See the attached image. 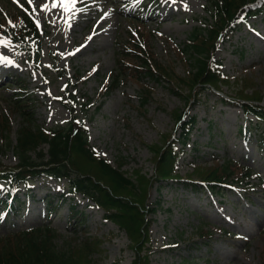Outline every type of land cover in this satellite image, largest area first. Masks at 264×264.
<instances>
[{"label":"rangeland","instance_id":"374dc122","mask_svg":"<svg viewBox=\"0 0 264 264\" xmlns=\"http://www.w3.org/2000/svg\"><path fill=\"white\" fill-rule=\"evenodd\" d=\"M146 1L75 0L61 6L57 0V7H52L53 0H32L31 4L28 0H0V58H4L0 62V112L8 116L11 126L7 136L0 133V161L17 163L11 144L16 143L17 128L24 124L10 107L16 84L8 74L22 79L31 99L33 123L44 129L69 120L61 100L75 95L76 114L85 122L89 144L111 165L122 162L126 175H133L136 169L154 175V156L148 145L161 144L164 134L179 136L181 121L194 118L188 137L173 143L179 153L173 171L177 178L199 181L191 163L209 167L215 165L214 160L231 159L245 164L255 175L262 174V183L256 178H250L246 186L229 181L236 188L220 195L201 185L191 189L181 181H154L146 201L151 209L147 213L148 240L140 255L147 256L146 264H264V143L255 137V129L249 133L255 117L246 116L238 105L227 101L238 96L246 76L253 88L248 85L244 92L257 90L264 102V7L223 31L212 60L218 62L228 81L220 82L218 90L204 85L188 93L184 84L177 90L166 78L142 74L139 82L150 93L140 107L142 87L129 76L104 94L107 77L117 70L119 44L137 33L152 59L178 80L192 65L189 53L183 51L189 32L211 22L206 0H152L142 19L128 15ZM42 5L48 9L41 10ZM24 11L39 33L41 69L12 38L14 14ZM177 114L183 118L178 120ZM68 187L65 178L45 176L20 186L13 210L0 205V235L50 223L60 245L99 240L81 264H131L135 255L125 231L104 219L103 210L80 193L65 198ZM5 189L0 181V194ZM52 198L57 205L48 212L46 201Z\"/></svg>","mask_w":264,"mask_h":264},{"label":"trees","instance_id":"16d2710c","mask_svg":"<svg viewBox=\"0 0 264 264\" xmlns=\"http://www.w3.org/2000/svg\"><path fill=\"white\" fill-rule=\"evenodd\" d=\"M151 2L152 0H147L146 4L141 6L145 8ZM263 2L264 0H206L205 6L210 12L211 22L206 27L195 26L189 32L183 51L189 53L192 65L186 75L178 80L174 79L172 71L152 59V54L142 43L141 37L132 32L131 38L126 39L124 44H119V49L116 50V68L119 72L114 70V73L107 77L104 94L109 93L124 77L129 76L142 87L138 98L139 106H143L150 91L139 82L142 74L153 79L166 78L177 90L181 89L180 84H184L189 89L188 93L198 86L204 88V85L218 90L220 82L228 81L219 71L218 62L212 60V53L217 48L223 31L235 28L243 18L257 13ZM142 7H138L137 12ZM23 13L14 14L12 22L15 29L12 38L18 43L19 49L33 58L35 67L41 69L37 58L40 49L39 33L31 15L25 11ZM10 77L16 84V89L10 95V107L21 115L24 124L17 128L16 143L11 144L18 159L17 163L4 165L0 161V181L8 188L0 201L6 203L7 208L14 209L12 203L16 197L15 188L31 177L44 175L65 178L70 192H79L91 199L103 210L106 220L112 221L119 229L125 231L135 255L131 264H146L147 256L140 253L148 240L147 213L151 209L147 207L146 201L150 187L154 181L161 183L164 180L181 181L191 189H195L198 184L197 180L189 178L183 181L177 178V173L173 174L174 163L179 155L174 151L173 143L175 140L183 142L188 137L194 118L181 121L179 136L164 134L161 144L148 145L154 156V175L147 176L140 169L134 170L133 175H126L121 170L122 162H118L117 166L111 165L89 144L84 122L76 114L77 100L74 95L69 100L62 101L70 113L69 121L64 125L44 129L33 123L31 99L27 97L22 79L15 74H10ZM250 82L249 77L243 76L238 96L229 97L227 101L238 105L245 115L252 114L256 118L255 122H251L252 127L248 128L249 133L255 129V137L264 143V102L257 90L244 92L245 87L252 86ZM86 104L87 101L83 102L84 107ZM181 117L183 118L177 114L178 120H181ZM10 129L8 116L0 112V133L7 136ZM43 145L46 146V151ZM33 153L36 156H33ZM217 162L214 160L215 165L209 167L191 163L195 173L200 176L199 182L210 190L221 194L222 185L229 181L249 184L252 171L248 166L231 159ZM259 180L261 182V178ZM46 204L50 211L57 205L53 201H47ZM57 236L56 228L49 223L9 230L0 235V264H81L91 248L96 246L95 242H99L98 239L87 238L74 243L75 245H60L55 242Z\"/></svg>","mask_w":264,"mask_h":264},{"label":"snow or ice","instance_id":"6c2138e0","mask_svg":"<svg viewBox=\"0 0 264 264\" xmlns=\"http://www.w3.org/2000/svg\"><path fill=\"white\" fill-rule=\"evenodd\" d=\"M28 3L31 4L32 0H28ZM59 3L61 6H66L68 4H74L75 0H59ZM52 7H57V0H53L52 2ZM48 9V5H42L41 6V10H47ZM67 7H65V11H67ZM91 37H89L90 39ZM0 43H3V41H0ZM4 58H0V62H3ZM10 63V62H9Z\"/></svg>","mask_w":264,"mask_h":264}]
</instances>
